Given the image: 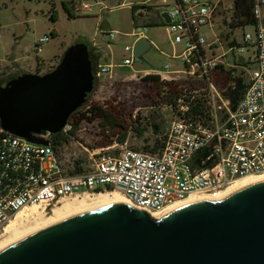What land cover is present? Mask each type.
Segmentation results:
<instances>
[{"label":"built area","instance_id":"built-area-1","mask_svg":"<svg viewBox=\"0 0 264 264\" xmlns=\"http://www.w3.org/2000/svg\"><path fill=\"white\" fill-rule=\"evenodd\" d=\"M253 1L255 23L250 26L255 28V37L244 34L243 44H239L226 35L228 51L214 32L220 27L217 15L221 0H173L171 11L161 10L157 15L165 23L163 14H168L170 22L165 24L173 43L184 48L171 57L180 60L182 68L170 69L167 65V71L159 74L171 81L183 75L193 87L182 89L178 121L167 129L158 152L121 147L97 154L90 170L70 173L52 139L49 145H39L1 130L0 237L30 206L52 209L66 198L112 189L123 193L135 208L160 213L192 195L218 200L235 180L264 173V0ZM162 2L166 4V0ZM142 4L151 6L150 2ZM95 5H102V0H95ZM93 8L74 1L78 11L92 12ZM143 20L135 22L133 44L125 47L130 56L120 67L132 66L138 59L134 46L146 39L149 23ZM204 28L213 32L211 38ZM116 35L109 33L111 40ZM41 41H48V37ZM250 48L254 49V58L245 55ZM115 67L98 63L94 76L101 78ZM228 73L232 80L243 78L247 84L235 109L225 95L230 82L225 84L223 76ZM184 98L188 103L201 101V117L193 116ZM70 128L68 123L62 132Z\"/></svg>","mask_w":264,"mask_h":264},{"label":"water","instance_id":"water-1","mask_svg":"<svg viewBox=\"0 0 264 264\" xmlns=\"http://www.w3.org/2000/svg\"><path fill=\"white\" fill-rule=\"evenodd\" d=\"M150 49L143 38L134 54ZM94 87L89 43L77 42L53 70L0 85L1 130L49 145ZM0 264H264V180L158 219L121 202L77 212L7 243Z\"/></svg>","mask_w":264,"mask_h":264},{"label":"rangeland","instance_id":"rangeland-1","mask_svg":"<svg viewBox=\"0 0 264 264\" xmlns=\"http://www.w3.org/2000/svg\"><path fill=\"white\" fill-rule=\"evenodd\" d=\"M65 1L69 0H0V85L17 77V71H35L38 59L42 61L39 73L53 70L71 45L85 41L89 43L93 57L96 55L94 64L91 61L93 74L98 63H109L116 67L101 78L94 76L95 87L88 102L69 119L74 123L81 114L88 116L80 123L76 137L57 147L64 167L70 173H76L79 169L87 171L99 153H112L121 147L150 152L154 147H161L167 129L173 121H178V99H171L176 104L170 105L167 101L168 91L178 85L180 89H193L183 75L171 81L159 74L167 71V65H170V69L182 68L180 60L171 57L180 54L183 45L173 43L167 25L157 16L161 10L171 11L174 8L173 0H166V4L162 0L153 4L152 0H102L99 6L95 5V0H75L78 4L94 5V8L92 12L73 8L71 16L63 7ZM234 1L221 0L217 15L220 27L214 28L225 51L229 50L226 35L239 44H243L244 34L255 37L253 26L230 27V23L237 24L233 18ZM143 2H150L152 6L143 20L152 24L147 26L145 33L151 49L134 65L120 67L124 58L130 56L125 47L134 41L131 37L135 25L132 6ZM53 12L57 14L56 21L51 17ZM110 32L117 33L115 39H110ZM203 32L209 38L213 36V32L207 28ZM44 37H48V41L42 42ZM253 53L254 49L250 48L245 55L254 58ZM148 76H159V81L149 80ZM169 83L172 84L167 86ZM93 107L100 108L108 117L102 115L94 118L93 113H89ZM125 133L127 139L122 144L120 140ZM78 198L81 196L66 198L55 207ZM41 207L32 218L28 216L19 223V230H34L39 221L48 218L55 208ZM7 237L3 234L0 241L12 239Z\"/></svg>","mask_w":264,"mask_h":264},{"label":"trees","instance_id":"trees-1","mask_svg":"<svg viewBox=\"0 0 264 264\" xmlns=\"http://www.w3.org/2000/svg\"><path fill=\"white\" fill-rule=\"evenodd\" d=\"M74 1L75 0H69V1L63 2V7L65 10H67V12L69 13L70 16H71V11L74 8ZM253 4H254L253 0H235L234 1L233 18L237 20V24L230 23L231 24L230 27H232V26L233 27H241L243 25L250 26V25L254 24L255 18L253 17V13H252ZM142 7L146 8L147 10H152L151 6H145L143 4L134 5V6H132L133 15H135V13ZM51 17L54 21L57 20V14L55 12L52 13ZM133 18H134V22H136V20H138V18L135 16H133ZM163 24H165V23H163ZM151 25H152L151 23L147 24V26H151ZM89 51H90V59L94 64V58H96V55H95V57H93L94 55L91 54L90 45H89ZM99 57L100 56H98V58ZM40 61L41 60L38 59V64L40 63ZM147 79L159 81V76H148ZM223 81L225 84H228L230 82V85L227 87L225 95L231 99L232 108L235 109L237 104L241 100L243 93L247 87L246 80L243 78H236L235 80H232L230 74L228 73L227 75L223 76ZM170 84H172V83L167 84V86H169ZM182 91L183 90L179 88V85H178V87H175L173 90L168 91L167 94L169 96V100H167V101H169L170 105L175 106L176 103L172 102L171 99H173V98L176 100L179 99L182 96ZM174 92H176L177 94H174ZM90 96H89V98H90ZM89 98H88V100H89ZM88 100H87V102H88ZM184 101H185V104H187L189 106V111L193 114L194 117L199 118L202 116L201 111H199V106L202 105L201 101H199L198 99H194L192 102L188 103V99H186V98H184ZM82 107L78 108L71 115V117L75 113H77ZM89 113H93L94 118L97 116L101 117L102 115L108 117L107 114L102 113L101 109L97 108V107H93ZM100 113H102V114H100ZM85 119H88V116H87V114L83 113V114H81V116L77 122L72 123L70 120L68 121L71 128L67 133L60 132L58 134L52 135L51 139H52L55 147L57 148L60 145H64V144L68 143V141L71 138H75L77 135V131L79 129L80 123ZM114 124L117 125L116 123H114ZM142 132H143V130H141V133ZM2 135H3V132L1 131V127H0V139H1ZM126 139H127V133H125L123 135L120 142L123 144L126 142ZM161 147L160 146H157L156 148L154 147L150 150V152H153V153L158 152L161 149ZM80 172H82V171L79 169L78 172H76V173H80ZM111 190L112 189H108V191H111Z\"/></svg>","mask_w":264,"mask_h":264},{"label":"bare ground","instance_id":"bare-ground-1","mask_svg":"<svg viewBox=\"0 0 264 264\" xmlns=\"http://www.w3.org/2000/svg\"><path fill=\"white\" fill-rule=\"evenodd\" d=\"M264 173L262 174H254V175H250L247 177H243L240 179L235 180L227 189V191H225L221 197H219L220 199L223 198L225 195H230L233 192L239 190L240 188H242L243 186H249L251 184L260 182L264 180ZM260 175V176H259ZM219 198H217L218 200H220ZM202 200H213L210 197L207 196H202V195H192L190 198H188L186 201L182 202V203H177L173 206L168 207L166 210L160 212V213H151V216L154 218H161L162 216H164L165 214L174 211L184 205H188L191 203H195L198 201H202ZM216 199H214L215 201ZM116 202H121L124 204H127L129 206H133L132 203L123 195V193L114 190V191H106V192H99V193H91V194H84L81 196V198L79 199H75L72 202H68V203H62L61 205H58L57 207L53 208L51 210V215L48 218H43L39 221V224L36 228H34V230H30L27 232H23L22 230H19V223L22 222L23 219L27 218L29 216V218H32L31 216L33 214H36L40 208V206L35 205V206H30L27 207L25 209H23L10 223L9 225L6 227L5 231H4V235L8 236L9 238L11 237L12 239H7V240H1L0 241V250L9 242L16 240L22 236H25L47 224H50L54 221H57L61 218H64L68 215L77 213V212H81V211H86V210H91L100 206H104L110 203H116ZM134 207V206H133ZM42 208V207H41ZM38 215V214H37ZM35 215V216H37ZM40 215V214H39ZM21 224V223H20ZM7 237V238H8ZM6 239V238H5Z\"/></svg>","mask_w":264,"mask_h":264},{"label":"crops","instance_id":"crops-1","mask_svg":"<svg viewBox=\"0 0 264 264\" xmlns=\"http://www.w3.org/2000/svg\"><path fill=\"white\" fill-rule=\"evenodd\" d=\"M139 4H141V3H139ZM136 5H138V4H136ZM132 13H133V12H132ZM133 16H135V15H133ZM41 62H42V61H40V63H39L38 66H37V69H36L35 71H26V70H24V71H17L18 75H20V74H22V73H27V72H29V73H39L38 70H39V65L41 64Z\"/></svg>","mask_w":264,"mask_h":264}]
</instances>
